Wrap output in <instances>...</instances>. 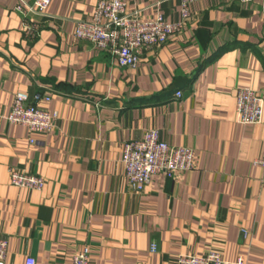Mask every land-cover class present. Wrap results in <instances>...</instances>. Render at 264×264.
<instances>
[{
    "label": "crops",
    "instance_id": "obj_1",
    "mask_svg": "<svg viewBox=\"0 0 264 264\" xmlns=\"http://www.w3.org/2000/svg\"><path fill=\"white\" fill-rule=\"evenodd\" d=\"M32 1V0H28ZM98 0H51L32 42L18 0H0V238L7 263L177 264L220 254L228 264H264L262 120L236 121L235 90L264 94V3L197 0L185 30L146 49L135 68L75 38ZM139 19H181L180 0H125ZM53 92L51 93V91ZM56 112L52 133L6 121L16 93ZM180 92V97L176 93ZM156 129L195 150L192 171L156 174L141 192L124 174V144ZM36 142L30 145L29 138ZM44 178L41 191L14 187L9 168ZM249 233L245 241L241 230Z\"/></svg>",
    "mask_w": 264,
    "mask_h": 264
},
{
    "label": "built area",
    "instance_id": "obj_2",
    "mask_svg": "<svg viewBox=\"0 0 264 264\" xmlns=\"http://www.w3.org/2000/svg\"><path fill=\"white\" fill-rule=\"evenodd\" d=\"M197 0H180L181 19L168 22L158 14L150 21L139 19V11H127L125 0H98L91 20L75 22V38L88 42L92 48L107 51L121 68H135L141 53L146 49H155L181 34L191 17L190 5ZM240 3H251L254 0H235ZM264 3V0H261ZM51 0H18L15 11L23 16L22 32L26 40L34 41L41 31V24L32 16L48 17ZM53 90L51 91V93ZM51 93L37 92L29 100L25 93L14 95L11 109L6 116L9 124L26 127L30 134L52 133L56 128L57 113L39 108L40 101L48 102ZM181 93L177 92L176 97ZM264 94L248 88L235 90L236 121L240 124H258L262 120ZM36 140L29 138L30 145ZM195 150L187 146H174L160 138L156 129H149L139 140L124 144L122 163L124 174L130 188L141 192L148 185L150 178L156 174L171 177L177 171H192L194 168ZM254 166L264 169V150L261 157L253 160ZM10 184L18 188L41 191L44 178L38 174L9 168ZM264 187V179L261 181ZM241 234L246 241L247 230ZM89 247H84L73 256L72 264H90ZM7 239L0 238V264L7 263ZM27 264H33L28 262ZM177 264H228L219 253L210 251L204 255H180ZM234 264H246L238 256Z\"/></svg>",
    "mask_w": 264,
    "mask_h": 264
}]
</instances>
